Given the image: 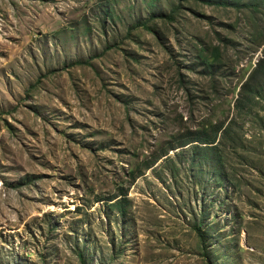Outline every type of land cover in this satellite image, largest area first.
<instances>
[{
  "label": "rangeland",
  "instance_id": "1",
  "mask_svg": "<svg viewBox=\"0 0 264 264\" xmlns=\"http://www.w3.org/2000/svg\"><path fill=\"white\" fill-rule=\"evenodd\" d=\"M263 51L242 9L0 0V264H264Z\"/></svg>",
  "mask_w": 264,
  "mask_h": 264
},
{
  "label": "trees",
  "instance_id": "2",
  "mask_svg": "<svg viewBox=\"0 0 264 264\" xmlns=\"http://www.w3.org/2000/svg\"><path fill=\"white\" fill-rule=\"evenodd\" d=\"M199 1L203 4L214 6V7H220V8H232L236 10H247L250 11L253 15L257 16H263L264 17V0H194ZM151 18H163L168 21H172L173 17L172 15H167L166 13H163L161 10H158L157 13H152L150 15ZM255 17V16H254ZM146 21V20H145ZM145 21L139 20L136 22L137 27H143L145 30L152 31V29L149 27L148 23H145ZM200 59L202 62L203 57L200 56ZM208 68H211V64H206ZM264 89V51H263V57L259 59V61L256 63L254 69L252 70L251 74L248 76L247 80L241 85L240 88V97L247 98L251 95L258 96ZM194 142H197L201 145H205V148H212L208 150H213V145L215 141L208 138H196L192 140H187L186 142L177 143V145L170 146L168 150H174L177 148H182L187 145H190ZM210 146V147H208ZM199 147L197 145H194V148L190 151V155L193 158L194 154L199 153ZM164 156V155H162ZM113 204V207L116 209H119L121 212H124L123 207L121 203L118 201H115ZM197 234L199 237L202 238V234L200 232V229H197Z\"/></svg>",
  "mask_w": 264,
  "mask_h": 264
}]
</instances>
